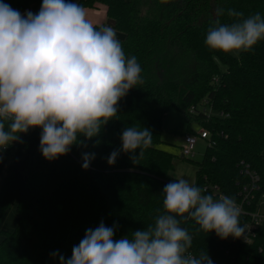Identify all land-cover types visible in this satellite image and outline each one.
<instances>
[{
    "label": "trees",
    "instance_id": "obj_1",
    "mask_svg": "<svg viewBox=\"0 0 264 264\" xmlns=\"http://www.w3.org/2000/svg\"><path fill=\"white\" fill-rule=\"evenodd\" d=\"M43 0H0L21 15L36 14ZM74 2V0H73ZM83 8L106 6L107 23L126 34L121 40L126 57L135 56L142 68L143 83L129 90L118 103V113L100 134L86 140V147L46 160L39 150L42 129L21 133L19 141L0 153V264H59V253L70 258L73 246L87 229L103 222L118 225L114 239L153 225L163 209V188L176 180L175 154L162 149L163 122L169 109L198 120L212 136L201 161H195L196 186L214 198L227 195L243 203L240 225L264 201V40L239 58L213 51L205 44L214 22L230 24L228 9L244 17L260 13L264 0H77ZM224 15L217 16V9ZM216 57V59H213ZM222 66L224 68H222ZM168 70L173 75H168ZM217 79V80H216ZM204 98L220 113L207 119L192 115L191 106ZM223 113V115H221ZM126 127L151 130L153 142L134 163L131 154L120 152L114 165L110 154L121 147ZM192 131V129H191ZM84 140V137H80ZM27 150L23 172L27 196H20L11 159ZM95 153L87 170L81 155ZM136 155H139L137 150ZM184 158H188L183 156ZM246 168L257 176L258 188L243 202V188L252 182ZM16 202L17 227L1 226L6 212ZM192 236L194 255L207 252L217 264H264V223L250 242L242 238H219L202 231L193 220L182 223Z\"/></svg>",
    "mask_w": 264,
    "mask_h": 264
},
{
    "label": "clouds",
    "instance_id": "obj_2",
    "mask_svg": "<svg viewBox=\"0 0 264 264\" xmlns=\"http://www.w3.org/2000/svg\"><path fill=\"white\" fill-rule=\"evenodd\" d=\"M224 11L219 8L216 15ZM227 15L235 18L232 23L217 19L208 29L209 49L239 58L264 40L260 13L244 17L228 9ZM141 72L137 58L126 57L117 32L94 26L73 0H43L38 13L25 15L0 3V150L32 128L42 129L39 150L46 160L68 154L73 145L86 147L85 141L116 117L119 101L143 83ZM120 139L109 165L121 151L138 163L153 134L145 127H126ZM81 159L87 170L95 153L84 152ZM205 191L186 179L173 180L163 188L164 211L153 225L114 239L118 225L101 222L86 230L70 258L52 255L59 257V264H213L207 252L196 256L189 251L192 236L181 224L193 220L221 239L243 238L246 226L240 225L234 198H214Z\"/></svg>",
    "mask_w": 264,
    "mask_h": 264
},
{
    "label": "rangeland",
    "instance_id": "obj_3",
    "mask_svg": "<svg viewBox=\"0 0 264 264\" xmlns=\"http://www.w3.org/2000/svg\"><path fill=\"white\" fill-rule=\"evenodd\" d=\"M74 2H77V0H74ZM84 10L87 14L88 19L94 25H104L107 23L108 17H107L105 5L100 4L98 8H93V9L84 8ZM222 68L224 67L222 66ZM169 75L172 76L173 73H171V71L168 70L167 77H169ZM203 128L204 127L202 123H200L198 120H193L192 122H189L185 113L179 111L178 109L171 108L166 113L163 122L164 131L162 134L164 142L159 146L162 149H165L175 154L174 169L171 171V175L176 180L183 178L196 186L197 166L194 162L201 161L203 159L204 154L207 151L209 141L207 139L199 138L195 148V154L193 157L184 158L182 156V147L184 145L185 134L198 133L199 131L203 130ZM27 155H28L27 150L22 149L18 152L15 159L13 160L11 159V164L17 179L18 193L22 197L27 196L29 193V189L26 185V175L23 172V167ZM18 222H19V214L15 202L4 215L1 226L9 231H12L17 227ZM181 226L183 227L182 224ZM1 240H2V236L0 235V241ZM210 258L212 259L213 264H217L218 261L215 258L213 257Z\"/></svg>",
    "mask_w": 264,
    "mask_h": 264
},
{
    "label": "built area",
    "instance_id": "obj_4",
    "mask_svg": "<svg viewBox=\"0 0 264 264\" xmlns=\"http://www.w3.org/2000/svg\"><path fill=\"white\" fill-rule=\"evenodd\" d=\"M217 80V79H216ZM190 114L192 115H200L203 114V117L207 119L211 118L214 115H219L220 113L215 112L212 104L208 102L206 98H204L199 104L191 106L189 110ZM223 115V113H221ZM211 132L210 130L203 128V130L199 131L198 133H187L184 136V145L182 147V155L185 157H193L195 154V148L198 143L199 138L207 139L208 141L211 139ZM4 150H0V153L3 154ZM245 173L250 174L252 177V182L249 185H245L243 188V202L251 200L252 191L255 188H258L256 184L257 176L254 172H251L248 168H246ZM240 208V212L244 213L243 210V203L238 204ZM251 220L245 225V236L242 238L244 241L250 242L253 240L254 236L256 235L257 228L264 223V201H262L261 206L254 212L250 213Z\"/></svg>",
    "mask_w": 264,
    "mask_h": 264
},
{
    "label": "water",
    "instance_id": "obj_5",
    "mask_svg": "<svg viewBox=\"0 0 264 264\" xmlns=\"http://www.w3.org/2000/svg\"><path fill=\"white\" fill-rule=\"evenodd\" d=\"M115 31L117 32L118 38H119L120 40H125V39H126V34H125V33L120 32V31H117V30H115ZM182 156H183V155H182Z\"/></svg>",
    "mask_w": 264,
    "mask_h": 264
},
{
    "label": "crops",
    "instance_id": "obj_6",
    "mask_svg": "<svg viewBox=\"0 0 264 264\" xmlns=\"http://www.w3.org/2000/svg\"><path fill=\"white\" fill-rule=\"evenodd\" d=\"M26 12H28V11H26ZM26 12L23 14V15H25L26 14ZM28 156V155H27ZM27 158V157H26Z\"/></svg>",
    "mask_w": 264,
    "mask_h": 264
}]
</instances>
